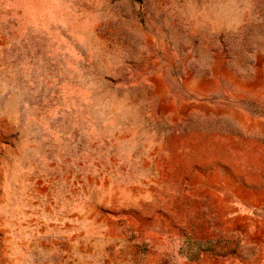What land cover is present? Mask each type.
I'll use <instances>...</instances> for the list:
<instances>
[{
	"label": "rangeland",
	"instance_id": "1",
	"mask_svg": "<svg viewBox=\"0 0 264 264\" xmlns=\"http://www.w3.org/2000/svg\"><path fill=\"white\" fill-rule=\"evenodd\" d=\"M0 264H264V0H0Z\"/></svg>",
	"mask_w": 264,
	"mask_h": 264
}]
</instances>
